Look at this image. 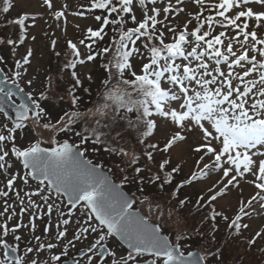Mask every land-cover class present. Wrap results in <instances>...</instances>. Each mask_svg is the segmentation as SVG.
Segmentation results:
<instances>
[{"label":"snow or ice","instance_id":"6c2138e0","mask_svg":"<svg viewBox=\"0 0 264 264\" xmlns=\"http://www.w3.org/2000/svg\"><path fill=\"white\" fill-rule=\"evenodd\" d=\"M41 7L57 28L63 21L66 32L68 5L57 8L54 0H42ZM81 7L72 15H87L98 26L87 27L78 43L67 41L73 59L63 67L71 69L74 83L59 99L71 110L58 117H52L48 104L51 77L47 89L32 91L34 50L18 51L26 40L36 41L28 28L43 15L25 12L4 21L18 33L16 39L0 37V45L11 46L18 58L12 71L0 67V95L15 110L13 119L0 106V264H81L69 248L82 239L88 241L87 264H220L219 221L230 238L239 237L250 229L244 219L264 212V0H88ZM13 9L14 0H0V14ZM181 15L183 25L173 24L171 18ZM56 45L53 39L54 52ZM79 46L88 50L86 56ZM97 58L104 76L98 92L102 102L81 111L86 105L77 89L88 94L91 89L75 69ZM86 79L91 85L93 76ZM7 81L12 87L3 86ZM17 92L27 101L16 103ZM160 126L171 133L163 147L154 136ZM32 129L46 137L48 147L39 138L25 145L18 133ZM71 137L76 140L70 142ZM130 140L134 148L127 147ZM185 144L197 169L187 175ZM173 149H179L176 163ZM97 152L119 157L120 183L110 178L112 168L105 172L103 163L86 158ZM159 154L163 157L157 161ZM242 184L255 193L241 198L231 217L218 211V198L233 190L242 196ZM127 185L142 198L128 195ZM147 186L156 194H146ZM193 186L200 188L194 207L206 209L199 221V237L206 243L195 252L184 245L193 242L197 225L175 215L192 203L188 193L181 198V190ZM137 203L147 215H141ZM54 214V241L36 235V220L44 217L42 232L50 235ZM258 239H264L259 229L244 242L254 246ZM21 248L23 255H16Z\"/></svg>","mask_w":264,"mask_h":264},{"label":"rangeland","instance_id":"374dc122","mask_svg":"<svg viewBox=\"0 0 264 264\" xmlns=\"http://www.w3.org/2000/svg\"><path fill=\"white\" fill-rule=\"evenodd\" d=\"M172 2L175 3V0H172ZM54 3L56 4L57 8H59L61 4H67L68 5L67 26H66L67 30H66V32L63 30V28H64L63 21H61L60 28H57L56 22L51 17V15H49L46 12V9L44 7H41L42 0H14V9L10 10V12L8 14H4L3 18H0V37L16 39L17 33H18V28L16 26L12 25L11 23H9L6 26L4 23L5 19L11 20V19H13V18L17 17L18 15L25 13V12L39 13V14H42L44 17L43 19H38L36 21L35 27L28 28L29 37L32 35H35L37 37L36 41L33 42L30 39H28V40H26L25 44L21 45L18 49L19 53H21V54L25 53L26 48L28 46H31L34 50V56L31 58L32 64H31V68L29 70L30 75L36 79V87L34 89H32V91H34V92L37 91V89H41V88L47 89L48 78H49L48 75L50 73L51 66L53 67V71H56V74L58 73V71H61L62 75L67 78V75L65 73L66 71L60 70V68H58L56 66L57 60H60L61 56L65 55L66 57H68L69 54L71 55L70 50L68 49V46H67V41L72 40L73 42L78 43V41L80 39L84 38L85 30L87 27L91 26L93 28H96L98 26L97 22L94 19H91L90 17H88L87 15L85 17H77V16L72 15V12H74V11L83 10L81 6H86L88 4V0H54ZM171 19H172L173 24L179 23L180 25H183L186 17L181 15L179 17H175V18H171ZM45 20L47 21V23H45ZM30 23H31V21L26 22V24H30ZM49 25H51V27H49ZM76 25H79V28H77ZM218 31H219V29H218ZM262 31H264V30H262ZM44 33H48V35L45 36ZM53 39H55L57 41L55 52H59L61 54L59 57H57L55 55V52L51 48V41ZM104 43L105 44L107 43V39L105 40ZM100 46H103V44H101ZM79 47H80V51L84 54V56H86L88 50L86 48H84L83 46H79ZM0 55H2L7 62H9L8 71L9 72L12 71L13 65H14V60L18 57L13 55L11 46L0 45ZM55 58H57V59H55ZM137 63H139V62H137ZM101 64H102V61L100 60V58H97L96 61L87 62L83 66L77 65V68L75 69L77 71V73L80 75V78L83 81V84L86 85V87L90 86V89H91L90 94H88V93H86V94L91 97V100H93L95 92L100 91V80H102V78H101V73L99 72L98 69L100 68ZM49 65H51V66L49 67ZM89 73L93 76V82L91 83V85H89V82L86 79V76ZM57 85L60 86L59 83ZM57 85L56 84L52 85V87H51L52 95L49 97V100H48V104H49V107L51 110L52 117H58L60 115H63V114H57L56 115L57 106H58L59 101H60L59 97H61V95H58L54 90V88ZM21 87H24V85L21 84ZM25 90L28 91L27 88ZM64 109L65 110L66 109L71 110L69 107H63V110ZM80 110L82 111V109H80ZM170 135H171L170 132H167L163 126H160L156 129V131L154 133L155 141H158L160 146L163 147L164 143L166 142V138ZM18 136L21 140H23L25 145H27L31 142H35V140L37 138H39L42 141H44L41 143L42 147H48L49 146L48 143L46 142V137L41 136V133L39 131H36L35 129L29 130V131L20 130L18 133ZM63 138L64 137H61V139H63ZM73 140H76V138L71 137L70 142ZM182 147H183L184 153H185L184 159L187 160V166L184 168V174L187 175L190 171L197 170L195 168L196 157L195 156H193L191 158L188 157V145L187 144L183 145ZM178 151H179V149H173V151H172L173 163L177 162V152ZM162 157H163V154L156 155V160L159 161L160 159H162ZM106 159L109 160V161L108 160L107 161L110 163V166L112 167V169L116 175V178L121 180L122 174H120L118 169L115 167L117 162L115 163V161L109 159L107 155H106ZM140 163L143 164L144 162L141 160ZM31 183L33 185H35L36 182L31 181ZM2 186H3V182L0 181V187H2ZM202 187H203V185H201V188ZM125 188L129 192L132 191V192L137 193V189L133 185H127ZM242 188H243L242 196H241L240 192L233 190L227 195L226 198H222V199L218 198V200L216 202V208L220 211H224L229 216L234 215L235 212L237 211V205H238V202L240 201V199L243 198L246 201L250 197V195L254 194L256 191L252 186H249L247 184H242ZM199 191H200V188H197L195 186L181 190V198H183V195L185 193H188L192 199V203H190L188 205L187 209L183 210V213L188 212L187 216L191 217L193 219V221H194V217L197 216V214H196L197 210L196 209L194 210V212H195L194 214H191V210H192V208H194L196 194ZM145 192L148 195L156 194V190L153 189L151 186H147L145 188ZM163 195L166 197L167 193L165 192V193H163ZM136 197L138 198V200L140 198H142L141 194L139 192H138V195H136ZM13 199H14V197H13ZM135 207L141 209L144 214H146L145 211L148 212L147 208L141 206L139 203H137L135 205ZM255 207L259 208V205H255ZM229 208H230V210H229ZM0 210H2V198H0ZM166 211H167V209H166ZM248 211H251V209H248ZM180 213H182V212H177V213H175V215L177 217H179ZM24 219H25V223H27V216H25ZM47 221H48L47 217H44L43 219L36 220V224H37L36 235H41L45 240L51 239L54 241V239H55V227H54V225L56 222L55 214L52 217L53 227L51 229V233L48 237H44L42 229L46 225ZM182 221L183 220H180V223ZM243 222L248 223L250 225V229L245 230L243 232V235H245V236H243V239L244 238L251 239L252 236L255 235V232L258 229L261 231H264V212H261L259 215H257L256 213H253V216L251 218L246 217ZM74 227L75 226L72 225L69 228V238H71V233L73 232ZM169 227H171L173 230H175L176 223L174 221H170ZM226 227L227 226L224 223V221H222V220L219 221V225H218L219 230L216 233V242H217V244L219 243L220 245L223 243L222 248H224V253H225V256H224L225 258L222 259L221 261L228 258L229 260H231V259L232 260H238V262H239L241 259H243V264H245V263L264 264V253H262L261 251L257 252L254 250V247L260 246L261 244L262 245L260 247H264V239H258L256 245L250 246V247L246 243L244 244L241 240H238L241 238L240 236L237 238V240L232 239L229 242L228 241L229 238L227 237V234L225 233ZM199 230H201V229L199 228ZM207 230H208V225L205 222L204 231H207ZM23 232H24V235L26 238H28V239L31 238V236L27 230H23ZM166 234L170 235V238H171L170 233L166 232ZM9 242L13 243L11 240ZM64 242L67 243L66 240ZM193 242L195 245L198 244L197 245L198 249H200L202 243H206V241H203L200 238L193 240ZM87 246H88L87 240L82 239V240L76 242L74 248H72V247L69 248L70 256H73L75 250L87 249ZM197 247H195V248H197ZM246 247H248L249 249L248 248L247 249L251 250V251H247ZM189 249H186V250H189ZM2 251L3 250L0 249V259L4 258L2 255ZM17 254L23 255L22 248L20 251H18ZM201 254H203V253H201ZM46 255H50V254L46 253ZM87 255H88V253L86 250L85 253L80 255V257H78V260L81 261V264H87ZM259 256L261 258H259ZM221 261H220V263H221Z\"/></svg>","mask_w":264,"mask_h":264},{"label":"trees","instance_id":"16d2710c","mask_svg":"<svg viewBox=\"0 0 264 264\" xmlns=\"http://www.w3.org/2000/svg\"><path fill=\"white\" fill-rule=\"evenodd\" d=\"M4 17V14H0V18H3ZM55 59H57V58H55ZM71 59H73V57H72V55H68V57H66L65 55L64 56H61L60 57V60H57V67L58 68H60V70H63V71H66L65 73H66V75H67V78L65 77V76H63L62 75V73H61V71H58V73L56 74V71H53V67L51 66V65H49V67L51 66V68H50V73H49V77H51V83H52V85H54V84H60V86H56L55 88H54V90H55V92L58 94V95H61V96H66V94H67V91L71 88V86H72V84L74 83L73 81H72V78H71V75H70V72H71V69H65L64 67H63V65H64V63L65 62H67V61H70ZM0 67H4L5 68V70L6 71H8V67H9V62H7L6 61V64H4V65H0ZM99 68V67H98ZM99 70V72L101 73V78L103 79L104 78V76L102 75V73H103V68L101 67V65H100V68L98 69ZM62 71V72H63ZM68 71V72H67ZM61 74V75H60ZM57 75V76H56ZM84 87H86V85H84ZM77 92H78V94H80L81 95V99L83 100V104L84 105H86V107H81V109H82V111H87V108H92L93 106H94V104H97L98 102H102V98L98 95V92L99 91H96L95 92V95H94V98H93V100H91V97L89 96V95H87L86 93H83L82 92V90H80V89H77ZM63 107H69V103L65 100V101H59V104H58V106H57V112H56V115L57 114H63V112L64 111H70L69 109H64L63 110ZM121 146H125V144H121ZM127 147H132V148H134L135 147V144L130 140V141H128V143H127ZM142 147V146H141ZM106 155L108 156V158L109 159H111V160H113V161H115V163L117 162V164L119 163V157L118 156H114V155H108L107 153H104V154H101L100 152H97V153H90V154H87V158L88 159H91V160H93V162L94 163H103L104 164V168L108 171V169L109 168H112L111 166H110V163L108 162L109 160L108 159H106ZM108 160V161H107ZM142 161L144 162V160L142 159ZM144 164V163H143ZM143 164H141L142 166H143ZM112 165V164H111ZM113 173H114V171H113ZM113 173H110L111 174V176L117 181V182H119L120 183V181L121 180H119L118 178H116V175L115 174H113ZM125 190H127L126 188H125ZM127 192H129L128 190H127ZM130 194H135V195H138V192L137 193H135V192H129ZM197 210V208L196 207H194V208H192V210H191V214H194L195 212H194V210ZM218 210V209H217ZM204 211H206V209L205 210H197V212H196V214H197V216H195L194 217V221H193V219L191 218V217H189V216H187V213L188 212H186V213H183V210L182 211H180V212H182V213H180L179 214V216H181V215H183V216H186L188 219H187V223L189 224V226H192L193 224H195V225H197V229H196V231L195 232H193V234H192V241L193 240H195V239H199L200 237H199V221H200V217L203 215V212ZM218 211H220V210H218ZM145 215H147V212L145 211ZM195 214V215H196ZM233 216V215H232ZM193 217V216H192ZM231 217V216H230ZM196 218V219H195ZM191 221V222H190ZM190 222V223H189ZM182 224L184 223V220L181 222ZM207 223V222H206ZM226 234H227V237L229 238V242L232 240V239H235V240H237V238L238 237H236L235 236V234H233V236L230 238L229 236H228V229H227V227H226V232H225ZM243 236H245V235H242V236H240L241 238L240 239H238V240H241L244 244H245V238L243 239ZM198 245V244H197ZM197 245H195L194 244V242H192V243H188V244H185L184 245V248L185 249H192V248H195V247H197ZM222 245H223V243L220 245L219 243L218 244H216V246H218V247H220L221 249H222V259H224L225 257V253H224V248H222ZM262 245V244H261ZM260 245V246H261ZM260 246H256V247H254V250L255 251H260V249L262 248V247H260ZM250 247V246H249ZM198 248V247H197ZM248 247H246V249H247ZM249 249V248H248ZM247 249V251H251V250H248ZM259 258H261L260 256H259ZM242 262V263H241ZM221 263H225V264H243V259H241L239 262H238V260H229L228 258L227 259H225V260H223V261H221ZM245 264H249V263H245ZM251 264V263H250Z\"/></svg>","mask_w":264,"mask_h":264},{"label":"water","instance_id":"95a60500","mask_svg":"<svg viewBox=\"0 0 264 264\" xmlns=\"http://www.w3.org/2000/svg\"><path fill=\"white\" fill-rule=\"evenodd\" d=\"M0 78H2V76H0ZM3 86L6 87V88H8V87H12V85H11V81H7V82H5V84H4ZM13 90H15V89H13ZM15 98L18 100V102H16V103H20L22 99H23L24 101H27V98H26V97H23L22 94L19 93V92H17ZM0 106H3V107L5 108V110L8 111V113H9V117L14 119V117H15V110L11 108V102L6 101L2 95H0ZM104 171H105V170H104ZM105 172H106V171H105ZM109 176H110V175H109ZM110 178L113 180V178H112L111 176H110ZM113 181H114V180H113ZM114 182H115V181H114ZM115 183H117V182H115ZM117 184H118V183H117ZM128 195H129V194H128ZM138 210L140 211L141 215H144V213L142 212L141 209H138ZM125 246H126V245H125ZM190 251H194V252H195V251H197V249H192V250H190ZM16 255H17V254H16ZM9 259H12V256H9ZM68 264H70V261L68 262ZM220 264H222V263H220Z\"/></svg>","mask_w":264,"mask_h":264},{"label":"flooded vegetation","instance_id":"af4514ba","mask_svg":"<svg viewBox=\"0 0 264 264\" xmlns=\"http://www.w3.org/2000/svg\"><path fill=\"white\" fill-rule=\"evenodd\" d=\"M80 250H82V249H80ZM79 250H75V252H74V254H73V256H71L72 258H75V259H77L78 260V257H76L75 255L77 254V252H78ZM86 252V251H85Z\"/></svg>","mask_w":264,"mask_h":264}]
</instances>
